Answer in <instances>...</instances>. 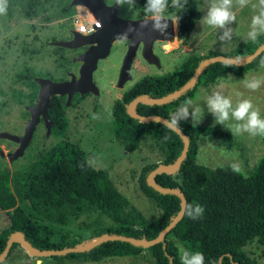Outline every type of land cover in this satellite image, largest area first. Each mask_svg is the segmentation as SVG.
<instances>
[{
    "label": "trees",
    "instance_id": "1",
    "mask_svg": "<svg viewBox=\"0 0 264 264\" xmlns=\"http://www.w3.org/2000/svg\"><path fill=\"white\" fill-rule=\"evenodd\" d=\"M36 1L28 2L32 14H36ZM136 2L144 13L146 0ZM168 11H175L171 8V0ZM179 15L177 38L185 41L195 23L201 19L202 12L196 0H187L186 9ZM263 42L264 34L256 42L246 39L226 53L210 51L205 56L191 55L171 72L142 77L113 103L111 112L115 140L125 151L146 148L155 154V160L142 167L138 178L139 189L158 211L152 219L128 200L107 170L91 165L80 146L67 138L69 118L66 99L51 97L48 108L51 133L59 140L23 168L13 172L7 167L0 168V210L5 212L7 220L0 227V253L12 234L21 235L40 250L83 246L110 235L146 240L156 238L176 217L180 210V197L156 191L146 178L157 167L174 163L184 145L180 135L165 124L129 116V103L138 96L160 98L179 89L208 57H245ZM261 61H264V50L244 64L226 67L225 62L211 63L181 94L162 103L139 102L136 110L143 116L158 115L169 119L184 101L195 96L199 87L214 83L228 73L241 75L256 69L261 66ZM179 128L189 140L184 159L175 170L159 172L154 177L159 186L183 192L186 203L200 204L204 208L203 216L191 219L183 212L164 239L151 245L110 239L83 251L52 257L87 262L108 257L137 256L146 251L154 264H181L178 241L189 251L202 252L204 264H254L244 248L252 242L264 246V158L249 174L236 172L231 165L210 168L196 162L198 138L221 137L224 131L217 127L195 125L188 119L181 121ZM261 137L264 145V136ZM93 212L102 214L110 222L95 228L89 237L82 238L70 228L60 230L73 220ZM18 248L26 250L20 242H12L0 264H8Z\"/></svg>",
    "mask_w": 264,
    "mask_h": 264
},
{
    "label": "rangeland",
    "instance_id": "2",
    "mask_svg": "<svg viewBox=\"0 0 264 264\" xmlns=\"http://www.w3.org/2000/svg\"><path fill=\"white\" fill-rule=\"evenodd\" d=\"M29 1L31 0H8L6 13L0 14V132L16 135L23 133L28 120L27 107L37 99L38 85L33 77L59 80L64 77L67 67L77 69L78 63L73 59L75 53L53 45L52 40L68 39L74 27L72 15L84 10V7L78 5L70 7V0H38L34 2L36 14H32ZM105 1L108 3L114 0ZM196 2L202 17L195 23L186 40L178 39L176 36L173 41L159 42L154 47V53L160 60V67L147 63L138 54L131 65L132 79L125 82L122 88L117 87L118 74L126 50L125 43L118 41L113 44L109 55L99 60L93 73L99 96L76 97L66 109L69 118L67 138L80 146L91 165L107 170L117 188L149 219L154 218L158 211L139 189L138 178L142 167L155 160V154L146 148L125 151L115 140L112 105L133 83L146 75L158 76L171 72L191 55L205 56L210 51L226 53L248 39L251 18L255 14L252 5L256 4L257 0H250L245 7H240L236 0H233L236 20L229 25L233 29L230 41H221L219 36L222 30L205 23L207 0ZM117 14L124 19H138L144 13L136 2L133 10L118 8ZM34 35L37 36L38 42L33 39ZM253 77L264 81V66L241 75L225 74L214 83L199 87L191 99L194 106L204 108V115L199 123H194L191 117L188 120L195 125L217 127L225 133L221 137L198 138L197 163L210 168L239 164L240 172L249 174L264 158L261 135L251 136L248 133L232 135L228 125L234 121L225 122V125L216 123L215 117L208 112L206 106L207 97L215 90H222L223 94L232 100L234 106L241 98L250 99L264 118V83L255 91L245 86V82ZM45 131L42 124L37 126L30 144L21 157L8 161L7 157L0 155V168L7 167L10 172L23 168L56 144L59 138L52 134L46 138ZM15 147V142L0 139V150L5 154ZM109 222L102 214L93 212L73 220L69 226H64L60 230L70 228L84 238L89 237L95 228ZM6 223L5 212L0 210V227ZM176 243L179 248L183 247L178 241ZM263 250L264 246L256 242L249 243L244 248L254 264H264ZM14 252L8 264H154L146 251L137 256L108 257L100 261L87 262L66 260L47 254L38 255L21 248Z\"/></svg>",
    "mask_w": 264,
    "mask_h": 264
},
{
    "label": "water",
    "instance_id": "3",
    "mask_svg": "<svg viewBox=\"0 0 264 264\" xmlns=\"http://www.w3.org/2000/svg\"><path fill=\"white\" fill-rule=\"evenodd\" d=\"M83 6L87 8L94 18L98 20L99 26H94V31L89 34H82L75 29L71 30L72 38L68 40H55L52 41V44L55 46L64 47L67 49H77L81 47L87 46L88 48L84 50L81 54H79L75 61L80 62L79 68V76H71L70 80L64 81H53L49 78H41L36 77L35 81L39 84V90L37 94L36 101L27 107V111L30 116L25 123L24 131L21 135L11 134L8 132H0V139H7L12 142L18 144V146L10 152L6 154L0 150V155L7 157L8 161H13L19 157H21L28 145L30 144L33 134L36 130L37 125L40 123L41 119L44 122L46 127V137L50 133L51 130V121L48 114V108L50 105L51 97L55 95L63 96L66 95V105L68 106L71 103L72 95L76 92L80 94H84L87 92H91L94 95H98L99 90L95 83L93 82V72L97 68V63L100 59L107 57L111 51L112 44L119 40L117 39V34L123 32L129 24H132L136 31L130 33L129 42L127 44V49L125 51L119 74L117 80V87L122 88L128 80L132 79L131 75V65L132 61L137 55V51L139 46L141 57L149 64H153L157 67H160L159 57L154 53L153 47L155 41H164L170 42L173 41L177 36V26H174L172 22L169 20L168 27L164 33H160L158 31H154L151 28V24L149 23L148 27L141 28L139 27V21L143 20L144 17H140L138 19H124L118 16V7L114 6V3L108 5L104 0H70L69 6ZM264 50V42L259 45L256 50L245 57L241 58H231L223 55H217L206 58L195 70L194 74L191 76L190 80L185 83L179 89L169 93L166 96L160 98H150L148 96H138L135 97L129 103L127 107V112L129 116L139 119L141 121H158L166 125L167 118L158 116V115H149L143 116L140 115L136 106L139 102H144L148 104L162 103L167 100L174 98L175 96L181 94L185 90H187L191 85H193L199 76V74L211 63L214 62H225L226 60H232L235 64H244L246 62L251 61L257 55H259ZM176 131L183 140V150L181 154L177 157L176 161L172 164L159 166L153 171H151L146 181L147 183L153 187L156 191L160 193H174L180 197V210L178 211L176 217L173 219L171 223H169L156 238L152 240L146 239H134L125 236L118 235H110L103 236L98 240L91 242L87 245L77 246L72 248L60 249V250H40L38 248L33 247L29 244L21 235L12 234L7 242L6 247L0 253V259H2L9 251V248L12 242L17 241L20 242L21 246L28 250L29 252L38 254V255H62L67 252L73 251H83L89 248L94 247L102 241L110 240V239H120L129 241L136 244L141 245H151L154 243L161 242L165 235L171 230L174 224L178 221L180 216L183 214V206L186 203V198L178 189L175 188H165L161 187L156 183L155 174L159 172H171L175 170L179 164L184 159L188 146L189 140L186 134L179 128L173 129Z\"/></svg>",
    "mask_w": 264,
    "mask_h": 264
},
{
    "label": "clouds",
    "instance_id": "4",
    "mask_svg": "<svg viewBox=\"0 0 264 264\" xmlns=\"http://www.w3.org/2000/svg\"><path fill=\"white\" fill-rule=\"evenodd\" d=\"M250 0H236L240 7H245ZM208 7L204 17L205 23L214 28L220 29L221 41H230L233 35V29L229 27L236 20L233 11V0H207ZM187 0H171V8L174 12L169 13V0H146L143 6L144 19L139 21V27H148L149 23L154 31L164 33L168 27L169 20L174 26H177L181 16L179 13L186 9ZM8 0H0V14L6 13ZM114 6L125 8L126 11L133 10L136 7V0H114ZM255 14L251 18L250 30L247 33L249 40L256 42L258 37L264 34V0H257L252 5ZM136 31V28L129 26L121 33L117 34V39L126 42L130 38V33ZM235 64L232 60H226L225 66L230 67ZM264 66V61H261ZM264 83L261 79L251 78L245 82V86L255 91ZM206 106L208 112L215 117V122L225 125V122L234 121L228 125V130L232 135L248 133L251 136H264V118L261 117L260 110L254 107L250 99L241 98L233 105L232 100L223 94L222 90H215L207 97ZM191 109V111H190ZM204 115V108L199 105H193V101L188 99L184 101L165 122L170 129L179 127L180 122L191 117L194 123H199ZM167 139V137H165ZM232 169L240 171L239 164H233ZM182 211L191 219H197L203 216L204 208L200 204L185 203ZM181 264H204V255L199 251H189L183 247L179 248Z\"/></svg>",
    "mask_w": 264,
    "mask_h": 264
},
{
    "label": "flooded vegetation",
    "instance_id": "5",
    "mask_svg": "<svg viewBox=\"0 0 264 264\" xmlns=\"http://www.w3.org/2000/svg\"><path fill=\"white\" fill-rule=\"evenodd\" d=\"M105 1V0H104ZM105 3L106 4H108V5H111V4H113L114 3V1H110V2H106L105 1ZM141 17H144V15H142ZM71 34V33H70ZM72 38V34L69 36V38L68 39H71ZM33 39L34 40H37V42H38V38H37V36L36 35H34L33 36ZM68 39H66V40H68ZM55 40H61V39H55ZM54 39L52 40V41H55ZM63 40V39H62ZM122 42V41H120V40H117V41H115L113 44H115L116 42ZM128 42H129V40L128 41H126V42H124L125 43V45H126V49H127V44H128ZM159 42H164V41H155V43H154V47L156 46V44H158ZM113 44H112V46H113ZM163 46V45H162ZM58 47H60V46H58ZM154 47H153V49H154ZM62 48H64V47H62ZM88 47L87 46H85V47H81V48H77V49H67V48H64V49H67V50H70V51H72L73 53H75L74 54V58H76L79 54H81L84 50H86ZM112 48V47H111ZM140 48H141V45L139 46V48H138V51H137V55L138 54H140ZM126 51V50H125ZM68 55H70L69 53H67ZM73 58V59H74ZM75 61V60H74ZM75 62H77V61H75ZM99 62V61H98ZM78 63V66H77V69H72V68H70V67H67L66 68V70H65V75H64V77H61L59 80H53V79H51V78H49V79H51V80H53V81H64V80H70L71 79V76L73 75V76H75V77H78L79 76V68H80V65H81V63L80 62H77ZM97 66H98V63H97ZM97 69V68H96ZM94 73V72H93ZM35 76L33 77V79H34V81H35ZM36 82V81H35ZM93 82H94V79H93ZM37 83V82H36ZM95 83V82H94ZM37 85H38V90H39V84L37 83ZM96 85V84H95ZM38 94V93H37ZM90 95H93V96H99V94L98 95H94V94H92L91 92H87V93H84V94H80V93H78V92H76V93H74L73 95H72V98H71V100L72 99H74V98H76V97H79V98H82V97H88V96H90ZM55 96H59V95H55ZM60 97H64L65 99H66V95H63V96H60ZM36 101V100H35ZM32 105V104H31ZM70 105V104H69ZM68 105V106H69ZM50 106V105H49ZM67 106V105H66ZM67 106V107H68ZM29 116H30V114H29V112H28V118H29ZM27 118V119H28ZM26 119V120H27ZM51 121V120H50ZM39 124H42L44 127H45V125H44V122H43V120L41 119V121H40V123ZM38 124V125H39ZM51 124H52V122H51ZM37 125V126H38ZM25 126V125H24ZM37 128V127H36ZM51 128H52V125H51ZM45 130H46V127H45ZM24 131V130H23ZM46 132V131H45ZM50 134H52L51 133V130H50V133L48 134V136L50 135ZM34 135V134H33ZM47 136V137H48ZM45 137H46V135H45ZM46 137V138H47ZM18 146V144H16V147ZM15 147V148H16ZM14 148V149H15ZM13 149V150H14ZM12 150V151H13Z\"/></svg>",
    "mask_w": 264,
    "mask_h": 264
},
{
    "label": "built area",
    "instance_id": "6",
    "mask_svg": "<svg viewBox=\"0 0 264 264\" xmlns=\"http://www.w3.org/2000/svg\"><path fill=\"white\" fill-rule=\"evenodd\" d=\"M72 20L74 23L73 29L82 34H89L94 31V26H99L98 20H96L92 13L85 7L83 11H78L73 14Z\"/></svg>",
    "mask_w": 264,
    "mask_h": 264
},
{
    "label": "crops",
    "instance_id": "7",
    "mask_svg": "<svg viewBox=\"0 0 264 264\" xmlns=\"http://www.w3.org/2000/svg\"><path fill=\"white\" fill-rule=\"evenodd\" d=\"M28 41V40H27ZM24 44H26V41H24ZM35 52V50H33Z\"/></svg>",
    "mask_w": 264,
    "mask_h": 264
}]
</instances>
